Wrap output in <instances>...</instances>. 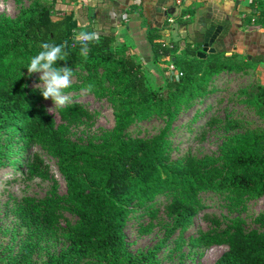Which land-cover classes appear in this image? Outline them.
Instances as JSON below:
<instances>
[{
  "label": "trees",
  "instance_id": "16d2710c",
  "mask_svg": "<svg viewBox=\"0 0 264 264\" xmlns=\"http://www.w3.org/2000/svg\"><path fill=\"white\" fill-rule=\"evenodd\" d=\"M72 1L75 0L35 1L14 18L1 17L0 70L27 67L41 50L42 43L67 41L66 61H57V66L78 67L88 72L104 70L99 77L88 79L86 85L97 86L99 79L112 83L114 128L98 144L67 142L46 111L29 106L43 98L40 92L25 93L21 89L18 93L10 87H0V132L9 136L18 134L25 141H44L49 146L65 180V202L73 206L78 217L65 235L66 250L52 255L46 264H80L90 256L103 264H152L150 253L137 257L128 251L124 228L138 207L145 208L151 218L155 216L150 202L156 194L174 188L178 191L176 196L183 194L184 197L201 189L226 191L237 198L264 196L261 135L247 132L238 136V142L221 153L224 165L215 178L190 167L170 166L164 155L168 146L166 132L178 112L205 93L211 77L223 71L238 70L246 64L233 63L218 52L198 58L196 53L201 43L193 47L187 43L177 55L178 42H163L155 29H147L154 62L166 60L178 69L173 72L162 67V72L165 69L168 74L150 84L141 61L126 45L115 44L113 32L104 24L92 28L100 34V42L89 45L86 59L80 55V45L72 39L73 29H79L73 17ZM182 14L174 19L177 25L187 23ZM242 93L243 101L264 117V84L253 83L242 89ZM62 111L71 114L72 120L84 113L79 105H70ZM150 115L167 117L166 126L158 135L149 139L124 137L131 122ZM5 150L0 146V165L7 156ZM25 161L22 157L20 165ZM25 165L28 172L36 174L34 163ZM176 196L167 209L174 217L173 227L183 231L197 209L185 198ZM15 211L22 225L36 227L47 235L55 234L58 200H25ZM208 240L218 241L213 236ZM223 241L228 247L213 264H264V231L245 232L236 222L234 230ZM32 247L30 241H25L19 259L11 263L23 264Z\"/></svg>",
  "mask_w": 264,
  "mask_h": 264
},
{
  "label": "rangeland",
  "instance_id": "374dc122",
  "mask_svg": "<svg viewBox=\"0 0 264 264\" xmlns=\"http://www.w3.org/2000/svg\"><path fill=\"white\" fill-rule=\"evenodd\" d=\"M35 1L51 0H0V18H14L21 9ZM168 62H141L150 84L168 74H165V69L164 72L161 70L169 65ZM71 69L72 84L64 90L70 98L68 104L57 109L50 98H41L29 106L46 111L55 127L62 130L65 141L98 144L115 125L113 85L99 79L97 86L86 92L87 80L99 77L104 70L88 72L78 67ZM39 75H29L26 67H4L0 70V87H10L18 93L21 89L25 93L39 92L35 87L40 83ZM253 83L264 84V69L253 62L238 70L223 71L211 77L206 83L205 93L189 101L170 123L165 136L168 141L164 153L167 164L190 167L215 178L224 165L221 153L236 144L238 136L253 132L261 135L259 137L264 142V117L255 107L243 101L245 95L242 89ZM70 105H79L84 109L76 120L62 111ZM166 120L163 115L134 120L126 128L124 137L152 138L166 126ZM0 146L8 152L0 165V264L16 262L25 241H30L33 247L23 264H46L52 255L66 250L68 242L65 235L78 220L73 206L65 202L66 184L57 158L44 141H25L18 134L9 136L4 131L0 132ZM22 157L26 161L20 165ZM31 162L38 173L28 172L25 164ZM176 195L178 191L174 188L156 194L150 202L155 213L153 218L143 207L133 212L124 228L126 246L131 254L140 257L150 253L152 264H213L227 249L223 239L234 230V223L238 222L245 232L264 231V196L237 198L226 191L209 189H201L185 197L181 194L179 196L197 209L191 223L181 231L173 227L174 217L167 209ZM47 199L59 202L55 234L47 235L36 227L20 223L15 210L21 202ZM211 236L218 241L208 240ZM79 263L103 264L93 256Z\"/></svg>",
  "mask_w": 264,
  "mask_h": 264
},
{
  "label": "crops",
  "instance_id": "0c3cea01",
  "mask_svg": "<svg viewBox=\"0 0 264 264\" xmlns=\"http://www.w3.org/2000/svg\"><path fill=\"white\" fill-rule=\"evenodd\" d=\"M70 5L80 30L104 24L113 32L115 44L126 45L143 64L153 60L147 29H155L163 42L179 44V25L174 19L183 13L185 44L201 43V47L211 30L212 53L224 54L233 63H257L264 69V0H75ZM171 7L176 8L174 15L167 12Z\"/></svg>",
  "mask_w": 264,
  "mask_h": 264
},
{
  "label": "clouds",
  "instance_id": "9594fccd",
  "mask_svg": "<svg viewBox=\"0 0 264 264\" xmlns=\"http://www.w3.org/2000/svg\"><path fill=\"white\" fill-rule=\"evenodd\" d=\"M73 41L80 45V55L85 59L89 54V45L93 42H100V34L93 31L73 29ZM67 41L55 43H42L41 50L37 55L30 59L27 65L29 75L39 73V81L35 87L45 100H52L54 107L59 109L70 102L69 96L65 95L64 90L72 84L73 70L70 67H58L57 61H66L68 52L65 51ZM84 91L91 92L92 85H88Z\"/></svg>",
  "mask_w": 264,
  "mask_h": 264
},
{
  "label": "water",
  "instance_id": "95a60500",
  "mask_svg": "<svg viewBox=\"0 0 264 264\" xmlns=\"http://www.w3.org/2000/svg\"><path fill=\"white\" fill-rule=\"evenodd\" d=\"M175 10H176L175 7H171L168 9L167 12H169L171 15H174ZM178 33L180 35L179 46L182 48L185 45V39L187 36V30H186L185 24H179ZM210 34H211V30L205 33L202 46L200 47V50L196 53V56L198 58H205L208 52H211V53L214 52V48L211 47V43L213 39L210 38Z\"/></svg>",
  "mask_w": 264,
  "mask_h": 264
},
{
  "label": "built area",
  "instance_id": "2783aa9c",
  "mask_svg": "<svg viewBox=\"0 0 264 264\" xmlns=\"http://www.w3.org/2000/svg\"><path fill=\"white\" fill-rule=\"evenodd\" d=\"M167 67H168L169 71H173L176 69L173 63H169V65Z\"/></svg>",
  "mask_w": 264,
  "mask_h": 264
}]
</instances>
